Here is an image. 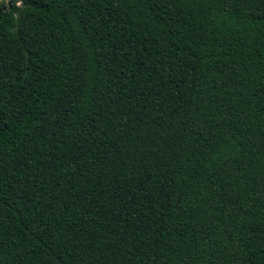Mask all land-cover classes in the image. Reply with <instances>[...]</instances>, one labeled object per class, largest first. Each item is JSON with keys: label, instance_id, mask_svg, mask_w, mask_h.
Returning <instances> with one entry per match:
<instances>
[{"label": "trees", "instance_id": "obj_1", "mask_svg": "<svg viewBox=\"0 0 264 264\" xmlns=\"http://www.w3.org/2000/svg\"><path fill=\"white\" fill-rule=\"evenodd\" d=\"M0 0V264H264V0Z\"/></svg>", "mask_w": 264, "mask_h": 264}, {"label": "rangeland", "instance_id": "obj_2", "mask_svg": "<svg viewBox=\"0 0 264 264\" xmlns=\"http://www.w3.org/2000/svg\"><path fill=\"white\" fill-rule=\"evenodd\" d=\"M2 1L8 2L9 0H2ZM17 1H19V2H20L21 0H17ZM19 2H18V3H19Z\"/></svg>", "mask_w": 264, "mask_h": 264}]
</instances>
